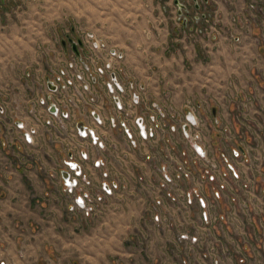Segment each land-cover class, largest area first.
I'll return each instance as SVG.
<instances>
[{"label":"crops","instance_id":"0c3cea01","mask_svg":"<svg viewBox=\"0 0 264 264\" xmlns=\"http://www.w3.org/2000/svg\"><path fill=\"white\" fill-rule=\"evenodd\" d=\"M18 1L14 8L13 0H0L1 100L10 111L19 114L15 123L22 121L31 126L27 115L31 80H26L25 74L32 67L41 75L45 74L47 58L36 55V44L47 43L56 51L58 59H64L70 45L65 47L62 41L72 39L76 32L91 33L106 42L109 50L121 54L118 64L127 71L130 82L131 79L137 81L136 92H140L142 99L149 100L159 117L163 108L161 92H171L179 116L180 112L190 114L185 102L194 103L199 113H203L209 105V92H251L255 113L264 111V18L253 19L246 0H43V11L34 3L36 0ZM53 1H58V10L53 8ZM197 4L212 18L208 33L193 35L190 29L194 28V23L189 17H195ZM187 5H192L191 11ZM183 8H188V12L183 13ZM184 18L186 27L181 23ZM235 18L237 21L233 22ZM53 34L54 38L59 37L61 47L53 46ZM101 115L109 116L107 112ZM170 127L172 129L173 125ZM96 131L99 136L106 134L107 151L100 154L93 150L83 167L93 185L105 183L113 190L108 206L119 192H144L143 185L155 173L153 168L168 163L165 159L176 157L174 152L167 151L165 132L164 135L158 133L152 141L158 146L153 150L151 142L132 148L117 129L106 132L97 128ZM15 133L22 139L23 132ZM3 140L0 128V263L37 264L39 258L47 255L31 242V238L36 237L31 234V224L43 221L38 215L40 206L32 200L31 193L50 197V189L45 171L21 164V144L14 142V147L8 149L3 146ZM42 150L41 158L48 166L70 159V152L59 145L44 146ZM84 150L79 146L77 154ZM148 154L153 156L150 162L146 158ZM104 159L108 160V166ZM96 160H102V170L94 169ZM174 162L175 168L181 163L177 158ZM60 163H57L59 180L56 184L61 196L66 177ZM104 170L108 172L106 180L101 177ZM257 172L261 175L264 170ZM260 181L258 176V184ZM193 186L186 180L181 181L180 191L187 192ZM201 187L204 192L209 188L204 183ZM49 199L44 207L59 208L51 197Z\"/></svg>","mask_w":264,"mask_h":264},{"label":"rangeland","instance_id":"374dc122","mask_svg":"<svg viewBox=\"0 0 264 264\" xmlns=\"http://www.w3.org/2000/svg\"><path fill=\"white\" fill-rule=\"evenodd\" d=\"M18 2L13 0L11 4L15 8ZM246 2L248 3V0ZM34 3L39 5V10H44L43 0H36ZM260 4L263 6L264 0H261ZM52 6L58 10V1H53ZM187 6L191 11L192 5ZM203 14L210 15L207 11ZM187 15H191L190 12ZM253 15V19L258 16L264 18V13ZM202 16L197 12L194 18L189 17L194 23V28L190 29L193 35L208 33L209 28L205 31L201 21ZM232 21L237 20L235 18ZM77 34L80 35L81 32ZM55 37L53 34V46L61 47L59 37ZM51 47L43 42H38L35 46L36 55L41 59L47 58L43 70L44 76L36 67H32L31 71L25 74V79L31 80L30 106L37 105L39 116H44V111L38 108L37 103L38 99L47 92L44 87L45 77L51 70L62 67L66 60V57L58 59L56 51ZM119 68L129 80V75L123 66L119 64ZM151 69L155 70L153 67ZM131 82L137 89V81L131 79ZM1 94L0 90V99ZM148 95L155 97L152 92H148ZM159 95L164 112V118L160 119V122L164 130L162 134L164 135L165 132L167 135V151L176 155L172 160L180 159V164L191 170L193 176L191 184L201 190L191 194L190 206L186 198L188 192L161 187L163 184L161 167L155 166L153 170L156 177L153 173V180H148L143 185L144 192H119L111 201V206H108V202L113 198L114 193L105 197L101 203H94L88 209H71L73 196L65 193L63 188L61 194L64 195L60 196L58 185L49 178V174L58 168L57 163H60V160L48 166L41 158L44 146L59 145L65 152H67L65 148L69 146L63 148L62 144L54 142L53 136L51 141H47L44 128L28 113L31 126H39V135L34 145H26L16 135L15 131L18 130L12 126L13 120L19 117V114L8 110L4 116H0L3 146L12 149L14 142L21 144L22 152L19 153L21 164L24 167L31 165L43 173L45 171L50 189L48 193L59 206V208L44 207L50 197L31 193L34 195L32 200L40 206L38 215L43 220L41 223L31 224V234L36 235L31 238V242L49 256L39 258L37 264H141V262L143 264L147 262L149 264H214V260H218L219 264H264V173L260 175L257 172L259 169L264 170V111L255 113L251 92H209V97L207 96L209 105L201 114L194 103L185 102L184 105L189 107V110H194L198 121L197 127L190 130V136L193 138L196 136L207 153L206 159H195V154L190 150L179 127L183 124L186 114L180 112L181 116L178 115L179 112L172 103L171 92H161ZM101 97L103 102L107 103L108 95ZM101 97L99 93L97 104H100ZM143 105L155 113L149 100L144 98ZM213 109H215L214 115ZM177 115L181 117V122L175 125ZM170 125H175L177 129L172 130ZM105 131L108 132V128ZM100 136L108 148L106 134ZM43 140L46 143H43ZM150 145H153V150L158 148L154 142ZM81 146H84L90 154L93 150L94 153L99 151L100 154L107 151V149L105 152L100 151L87 140ZM147 157H149L147 161L150 162L153 156L148 154ZM104 160L108 166V160ZM165 160L168 162L164 164L167 171L174 175L176 162ZM211 164L215 165V168L211 167ZM230 166L238 178L234 177ZM84 169L83 174L90 181V185L84 186L83 190L97 193L99 186L92 184ZM258 176L261 178L259 184ZM203 183L204 186L209 187L205 192L201 187ZM173 184L175 183L168 184V188ZM258 185L260 186L257 187ZM199 198H203L207 210L215 212L219 217L226 216L229 210H234V215H230V219L237 220L239 227L235 223L220 219L206 225L202 217L205 210L199 205ZM181 234L192 235L197 241L193 244L189 240H179ZM32 261L31 258V263Z\"/></svg>","mask_w":264,"mask_h":264},{"label":"built area","instance_id":"2783aa9c","mask_svg":"<svg viewBox=\"0 0 264 264\" xmlns=\"http://www.w3.org/2000/svg\"><path fill=\"white\" fill-rule=\"evenodd\" d=\"M260 2L261 0H248V10L255 15L259 12L264 13V5L262 6ZM202 17L201 21L205 26V31H207L210 28V15H203ZM71 40L75 43L78 40L81 41V45L77 47L78 54L69 46L62 67L54 71L51 70L44 80V87L47 92L46 95L43 94L38 99L37 103L38 108H42L44 111V116H39L36 104L30 106L27 113L44 128L47 141H51L53 136L54 142L62 144L63 148L69 146L65 149L70 152V159L63 160L60 163V168L67 173L66 181L63 183V191L73 196L71 209H88L94 203H101L105 197L111 196L113 190L108 188L105 183L99 186L97 193L83 190L84 186L90 185V181L83 174V165L86 161H89L90 153L85 149L82 153L77 154V149L81 144H78L76 140L82 142L89 140L92 146L105 152L107 148L97 134V128L117 129L126 136L132 148H139L143 143L156 140L157 134L164 131L160 122V119L164 118V112L161 109L159 117L143 105L140 92H136L133 83L125 78L126 75L119 68L118 62L121 60V54L115 50H109L102 39L91 33L82 34L81 32L78 35L76 32ZM102 52L104 54L103 58L99 57ZM49 82L53 89L49 88ZM99 93L100 97L101 95H108L106 97L107 103H104L101 97V100L99 99L100 104H97ZM51 106L54 107L53 112L50 111ZM105 109L109 116L101 115ZM134 109L138 112L133 113ZM8 110L9 108L4 100L0 99V116H4ZM177 117L175 125L181 122V117L178 115ZM78 122L83 123L84 131L81 132L77 128ZM175 125L172 130L177 129ZM197 125V116L194 110H190V114L184 116V122L179 127L184 134L186 143L189 144L190 150L195 154V159H206V149L201 146L196 136L193 138L189 133ZM12 126L23 132L22 143L30 146L35 144V139L39 135L38 125L28 127L22 121L15 123V120H13ZM81 147L84 148V146ZM76 154L78 160L74 158ZM93 167L102 169V160H96ZM211 167L215 168V165L211 164ZM160 170L163 177L161 187L164 189L181 192V181L193 182L191 170L181 164L175 168L174 175L167 171L165 165L161 166ZM230 170H232L234 177L238 178L231 166ZM101 176L103 180L108 179V172L104 170ZM49 178L57 182L59 180V170L51 172ZM210 179L212 180L211 177ZM170 183L175 184L168 188L167 185ZM199 191L201 190L195 186L187 191L188 196L186 198L189 206L192 205L191 194ZM198 202L205 210L202 217L206 225L220 219L235 223L238 226L237 220L230 219L234 215V210H229L226 216L219 217L215 212L206 209L207 206L203 198H199ZM178 239L189 240L193 244L197 241L196 237L187 236L186 234H181ZM214 264H219L218 260H214Z\"/></svg>","mask_w":264,"mask_h":264},{"label":"water","instance_id":"95a60500","mask_svg":"<svg viewBox=\"0 0 264 264\" xmlns=\"http://www.w3.org/2000/svg\"><path fill=\"white\" fill-rule=\"evenodd\" d=\"M196 8H198V6H196ZM183 10H185L186 13L188 12V10H187L186 8H183ZM181 15H182V14H181V12H180V16H181ZM183 26H186V18L183 19ZM68 42L71 43L72 50H73L75 53L78 54L77 46H80V45H81V41L78 40V41L75 43V42H73L72 40L69 39ZM62 44H63L64 46H66V41L63 40V41H62ZM48 86H49L50 89H53V86L51 85L50 82L48 83ZM50 111H51V112L54 111V107H53V106L50 107ZM213 113H215V109H213ZM77 128H78L81 132L84 131V125H83V123H82V122H78V123H77ZM64 175H65V177L67 178V173L64 172Z\"/></svg>","mask_w":264,"mask_h":264},{"label":"trees","instance_id":"16d2710c","mask_svg":"<svg viewBox=\"0 0 264 264\" xmlns=\"http://www.w3.org/2000/svg\"><path fill=\"white\" fill-rule=\"evenodd\" d=\"M198 8H196V5L194 6L196 8L197 12H200V14H203L204 12L201 10V7L197 4ZM188 10V8H186ZM185 12V10L183 11V13ZM181 23H183V20H181ZM186 27V26H185Z\"/></svg>","mask_w":264,"mask_h":264},{"label":"flooded vegetation","instance_id":"af4514ba","mask_svg":"<svg viewBox=\"0 0 264 264\" xmlns=\"http://www.w3.org/2000/svg\"><path fill=\"white\" fill-rule=\"evenodd\" d=\"M202 15H204V14H202ZM188 17H189V16H188ZM69 39H70V38H69ZM70 40H71V39H70ZM65 41H66V46H67V44H69V45L71 46V43H69L68 40L65 39ZM66 46H65V47H66ZM77 47H78V46H77ZM71 48H72V47H71Z\"/></svg>","mask_w":264,"mask_h":264}]
</instances>
